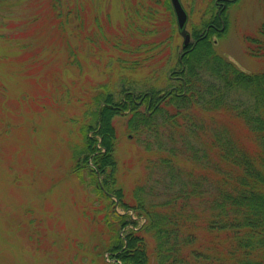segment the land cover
Wrapping results in <instances>:
<instances>
[{"label":"trees","instance_id":"16d2710c","mask_svg":"<svg viewBox=\"0 0 264 264\" xmlns=\"http://www.w3.org/2000/svg\"><path fill=\"white\" fill-rule=\"evenodd\" d=\"M71 1L45 0L34 17L57 21L63 33ZM236 1L214 0L206 7L208 16L193 25L192 42L182 44L177 66L154 69V76L137 80L123 78L117 86L94 87L81 124L83 140L72 148L70 173L85 183L87 171L86 183L94 185L103 206L104 264H264V70L246 71L215 49ZM165 6L173 13L170 0ZM82 10L79 6L77 13ZM79 19L83 26L84 14ZM167 39L152 42L148 58H120L122 67L138 69L166 47ZM246 42L251 55L264 56V22ZM147 45L130 51L147 53ZM164 74L165 86H154ZM148 81L153 84L139 86ZM218 114L245 134L238 136L225 120L211 118ZM119 116L148 154L147 171H161L160 182L148 178L131 191L120 185ZM149 132L154 140L143 138ZM160 132L166 136H157Z\"/></svg>","mask_w":264,"mask_h":264},{"label":"rangeland","instance_id":"374dc122","mask_svg":"<svg viewBox=\"0 0 264 264\" xmlns=\"http://www.w3.org/2000/svg\"><path fill=\"white\" fill-rule=\"evenodd\" d=\"M213 1L181 0L190 32L208 16L205 9ZM44 2L0 0V264H104L108 252L102 241L108 234L100 221L103 206L94 185L86 183L87 171L85 183L70 173L72 148L83 140L81 124L88 102L101 83L114 86L123 78L137 80L154 76V69L177 66L184 38L165 0H73L63 33L57 21L42 23L34 17ZM79 6L83 10L77 13ZM262 22V0L231 3L227 30L215 49L246 71H263L264 56L251 55L246 42ZM164 38L166 47L138 69L122 67L121 59L149 57L152 42ZM144 42L147 53L130 51ZM165 74L154 84L139 86L164 87ZM55 81L60 87L56 92ZM46 101L51 105L46 103L50 108L44 109ZM211 118L225 120L238 136L245 134L225 114ZM115 123L120 185L131 191L148 178L160 182V170L149 169L148 174V154L128 132L126 118L119 116ZM145 135L151 140L156 136Z\"/></svg>","mask_w":264,"mask_h":264},{"label":"water","instance_id":"95a60500","mask_svg":"<svg viewBox=\"0 0 264 264\" xmlns=\"http://www.w3.org/2000/svg\"><path fill=\"white\" fill-rule=\"evenodd\" d=\"M174 12L176 14L179 31L184 38L183 46L187 47L191 43V34L187 29L188 12L184 8L181 0H171Z\"/></svg>","mask_w":264,"mask_h":264}]
</instances>
